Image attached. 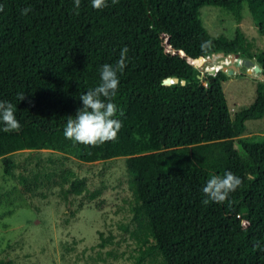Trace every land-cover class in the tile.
Here are the masks:
<instances>
[{
	"label": "trees",
	"instance_id": "obj_1",
	"mask_svg": "<svg viewBox=\"0 0 264 264\" xmlns=\"http://www.w3.org/2000/svg\"><path fill=\"white\" fill-rule=\"evenodd\" d=\"M107 3L96 10L91 0L78 9L74 0H0V100L14 105L21 124L0 130L5 173L18 170L25 194L62 187L70 204L87 192L73 163L123 157L131 198L121 228L135 245V264H264V154L252 139L238 138L244 132L235 125L264 116V81L253 102L231 115L226 73L188 62L237 53L264 75V53L251 56L239 26L231 39L210 35L198 0ZM244 4L264 37V0L217 2L235 23ZM25 8L31 10L22 15ZM125 46L127 66L113 98L123 112L115 117L123 124L118 137L95 147L66 139L68 117L83 106L80 95L100 83L101 66L115 65ZM174 77L187 82H164ZM15 154L24 156L11 160ZM226 171L241 186L224 203L202 204L207 180ZM99 237L100 248L112 243Z\"/></svg>",
	"mask_w": 264,
	"mask_h": 264
},
{
	"label": "rangeland",
	"instance_id": "obj_2",
	"mask_svg": "<svg viewBox=\"0 0 264 264\" xmlns=\"http://www.w3.org/2000/svg\"><path fill=\"white\" fill-rule=\"evenodd\" d=\"M219 1L198 0L200 20L210 35L231 39L239 26L251 56L264 53V37L247 6L243 5L241 20L235 23L233 16L217 5ZM201 66L204 70L226 68L223 72L228 78L222 87L231 115L253 102L256 84L263 81L259 73L248 74L244 66L235 71L236 62L229 58L209 57ZM229 70L234 72L229 74ZM242 126L238 129L244 134L237 137L252 139L264 154V116L244 121ZM23 156L15 154L10 159ZM72 167L86 179L87 192L68 204L62 187L40 186L23 193L18 170L6 174L0 159V258L13 264H135V245L121 228L128 223L127 202L131 198L124 158L73 163ZM100 233L110 236L112 243L100 248ZM244 238L241 227L237 246Z\"/></svg>",
	"mask_w": 264,
	"mask_h": 264
},
{
	"label": "clouds",
	"instance_id": "obj_3",
	"mask_svg": "<svg viewBox=\"0 0 264 264\" xmlns=\"http://www.w3.org/2000/svg\"><path fill=\"white\" fill-rule=\"evenodd\" d=\"M118 0H112L117 3ZM81 0H74V7H80ZM91 5L96 10H101L108 6L107 0H91ZM2 10V8H0ZM30 8L22 9L21 14L27 15ZM203 47L208 46L205 42ZM129 49L127 46L120 51L119 59L115 65L104 64L100 68V83L88 89L84 94L80 95L82 108L77 110V114L69 116L63 135L66 139L73 140L85 146H98L108 141H113L118 137V133L122 128V121L116 119L117 112L123 115L122 110L118 109L116 103L113 102L118 88V73H123L127 66ZM19 100L25 99V94L18 96ZM0 124L4 132L18 131L21 124L18 121L14 105L8 101L0 100ZM242 184V179L230 171L224 172L222 176L212 175L202 188L205 199L202 204L208 205L210 202L224 203L230 193L234 192Z\"/></svg>",
	"mask_w": 264,
	"mask_h": 264
},
{
	"label": "water",
	"instance_id": "obj_4",
	"mask_svg": "<svg viewBox=\"0 0 264 264\" xmlns=\"http://www.w3.org/2000/svg\"><path fill=\"white\" fill-rule=\"evenodd\" d=\"M216 58H229V60H231L232 62H234V61L236 62L235 71H238L240 66H244V67H246V72L248 74H251L252 72L254 74L259 73L260 77L264 81V75L261 73V69L258 67L257 64H255L249 58H242L241 59L239 57V54H237V53L236 54H230V55H224L223 53H218V54H212L211 57H210V59H212V60H215ZM205 59H198V60H195V61H191L190 59H188V62H193V63L197 64L199 66V68H203L201 65L204 63ZM224 70H226V68H222V71H224ZM216 71H217V69H215V68H211L210 69L211 73H215ZM233 72H234L233 70H229L228 71L229 74L233 73ZM164 82L165 83L175 82V83H177L179 85H184V84H186L187 79L186 78L174 77L172 79H166ZM235 125L236 126H240V122L236 121ZM239 241L240 240L238 239V243H239Z\"/></svg>",
	"mask_w": 264,
	"mask_h": 264
}]
</instances>
